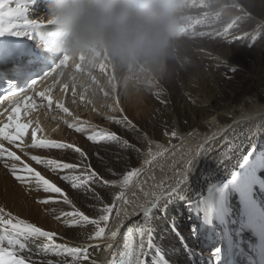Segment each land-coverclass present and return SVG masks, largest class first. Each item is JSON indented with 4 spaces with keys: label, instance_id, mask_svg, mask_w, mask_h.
Returning a JSON list of instances; mask_svg holds the SVG:
<instances>
[{
    "label": "bare ground",
    "instance_id": "6f19581e",
    "mask_svg": "<svg viewBox=\"0 0 264 264\" xmlns=\"http://www.w3.org/2000/svg\"><path fill=\"white\" fill-rule=\"evenodd\" d=\"M142 3L150 6L151 15L130 18L117 28L127 35L123 54L115 51L117 32L107 31L102 56L88 59L79 73H65L63 91L55 86L53 93L45 94L53 100L51 110L36 91V107L29 109L33 129H42L38 139L77 145L88 159L63 150L28 149L29 156L82 161L118 187L97 183L101 201L72 189L59 178L61 173L26 162L91 218H99L103 204L124 193L106 226L108 238L91 241L104 246L92 253L96 264H111L112 254L123 250L128 227L144 229L140 264H223L226 240L239 258L247 259L253 241L237 189H251L264 207V0ZM41 17L27 13L14 19ZM56 104L72 115L60 112ZM125 117L130 125L113 123ZM77 121L114 132L132 147L90 143L84 133L68 127ZM30 143L26 133L23 145ZM132 169L138 175L124 185L123 175ZM45 198L60 199L16 181L0 163V208L58 233L71 245L89 243L95 228L65 227L56 217L73 207L37 203ZM145 210L147 215H137ZM121 224L125 227L112 241L111 232ZM133 239H139L135 231ZM47 259L57 258L32 255L39 264Z\"/></svg>",
    "mask_w": 264,
    "mask_h": 264
},
{
    "label": "snow or ice",
    "instance_id": "6c2138e0",
    "mask_svg": "<svg viewBox=\"0 0 264 264\" xmlns=\"http://www.w3.org/2000/svg\"><path fill=\"white\" fill-rule=\"evenodd\" d=\"M11 2V0H8ZM26 4L17 2L15 8L6 7V0H0V36L5 33H10L16 36H24L26 32L15 30L18 26L9 23L5 26L6 18L10 21L12 18L23 17L25 15ZM20 27L28 28L29 24H23ZM48 74L43 73L39 79H43ZM38 82L37 78L30 79V81L23 87H10V92L0 96V106L4 105L8 96H16L20 92H27L33 89V86ZM41 101L47 102V107L51 110L53 100L46 96L45 93L37 94ZM32 97H26L24 107H29V101ZM56 108L65 115H72L67 107L63 104H56ZM32 107H35L33 104ZM11 109V114L7 115V123L0 125V163L7 169L13 178L21 184L34 188L36 191H42L48 194H58L60 199L45 198L38 200L37 203L41 205H48L54 203H63L72 206L74 210L67 211L57 216L65 227L76 228L93 226L95 231L91 233L87 239L89 243L82 245H71L64 242L63 238L55 232L43 230L36 225L18 218L11 213H8L4 208H0V264H39L32 260V255H49L57 258L56 260L47 259L42 264H96V260L92 253L95 250L102 249L101 244H93L91 241H100L107 239V225L112 218L113 212L117 209L121 200H124V193L113 196L111 203L103 204L99 209L102 213L99 218H91L83 211L76 210L73 202L69 199L68 194L56 183L49 180L31 164L26 162L31 160L36 165L43 166L51 172L61 173L59 178L69 184L74 190H84L91 193L92 196L102 201V198L96 193L95 185L99 183L103 187L116 188L118 184L110 182L99 175L90 165L82 166V161L77 163H69L57 159L46 158L38 155L29 156L28 149L40 150H63L71 151L78 154L83 160L88 159L87 153L79 146L58 142L54 140L38 139V132L41 131L39 127L31 132V143L26 146L23 141L26 135V129L30 127L29 124L20 122V115L22 108L20 104H8L4 111H0V116H4L5 112ZM115 111V109H113ZM116 124H128L130 122L125 117L123 121L114 120ZM68 127L77 133H84L85 139L93 144L101 143H115L122 142L125 148H131L132 145L128 141L123 140L118 134L100 129H90L83 121L68 124ZM173 138H176V133H172ZM211 142V141H210ZM7 145V146H6ZM22 153V155L17 153ZM191 163V162H190ZM189 163V165H190ZM72 173V174H63ZM115 175V173H113ZM138 172L135 169L129 170L123 175L122 183L127 185L132 177L137 176ZM171 191V190H169ZM127 203V201H125ZM137 215H147V210L137 213ZM101 224L105 226H101ZM121 224L115 231L111 232V240L115 241L120 233V229L124 228ZM139 237L138 241L133 239V233ZM144 229L127 228V235L124 236L122 249L111 256V264H140V251L143 247L142 237ZM108 249L111 251L114 244H108Z\"/></svg>",
    "mask_w": 264,
    "mask_h": 264
},
{
    "label": "clouds",
    "instance_id": "9594fccd",
    "mask_svg": "<svg viewBox=\"0 0 264 264\" xmlns=\"http://www.w3.org/2000/svg\"><path fill=\"white\" fill-rule=\"evenodd\" d=\"M95 12L99 15H110L118 21H123L129 15V9L126 3H117V0H97ZM127 40L126 32L123 28L118 29L117 35L114 38L115 51L117 54L125 52V43Z\"/></svg>",
    "mask_w": 264,
    "mask_h": 264
}]
</instances>
